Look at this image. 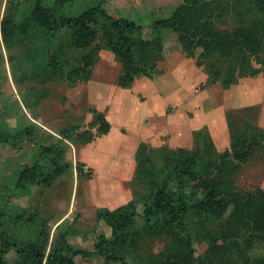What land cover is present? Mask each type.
<instances>
[{
  "label": "trees",
  "instance_id": "16d2710c",
  "mask_svg": "<svg viewBox=\"0 0 264 264\" xmlns=\"http://www.w3.org/2000/svg\"><path fill=\"white\" fill-rule=\"evenodd\" d=\"M11 1L15 9L0 27L8 49L25 46V79L88 81L105 46L121 63L118 85L130 87L138 77L154 78L159 72L166 31L206 70L209 83L229 88L260 73L257 64H264V0H246L245 16L229 30L214 21L220 3L181 0L170 15L152 23L150 37L140 21L111 13L107 7L111 0ZM91 112L88 128H65L51 136L53 142L39 146L33 162L18 169L14 192L30 194L34 186L51 185L69 167L62 162L69 143L86 144L109 133L106 114ZM37 129L42 127L30 122L2 133L0 139L15 144L33 137ZM229 132L223 149L207 127L195 132L193 148L164 147L155 157L147 144H141L136 179L146 191L133 189L128 203L97 210V219L109 233H94L93 252L75 247L63 236L47 252L50 234L45 224L39 225L33 241L25 243L8 220L15 225L30 222V215L24 210L16 217L0 206V264H77L76 256L90 254L122 264H264V187L237 184L244 166L264 153V127L247 121L230 124ZM157 236L167 237L166 247L142 254L145 241ZM12 250L18 258L11 262Z\"/></svg>",
  "mask_w": 264,
  "mask_h": 264
},
{
  "label": "rangeland",
  "instance_id": "374dc122",
  "mask_svg": "<svg viewBox=\"0 0 264 264\" xmlns=\"http://www.w3.org/2000/svg\"><path fill=\"white\" fill-rule=\"evenodd\" d=\"M202 1L220 3L214 21L221 29L229 30L236 27L240 19L245 16L244 2L246 0ZM180 3L181 0H111L107 7L118 17L126 16L140 21L145 25V36L150 37L152 23L156 19L170 15ZM15 6L14 1L0 0V24L3 23L5 15L12 12ZM164 35L165 61L169 63L177 60L185 61L187 56L179 48L173 35L168 31L164 32ZM24 50L23 45L8 49L2 27H0V135L30 122L42 127L35 131L33 137L17 139L15 144L0 139V206H4L8 214L16 217L24 210L27 215H30V222L22 220L15 225L14 221L8 220L9 227L14 229L25 243L33 241L39 225L45 224L50 234L47 252L53 250L57 240L62 236L75 247L93 252L94 233H109V228L97 219V210L105 203L118 204L121 201V199L106 198L108 190L115 193L118 189L130 185L132 191L133 189L139 192L146 191V188L141 186L136 179L137 164L135 161L124 167L120 181L105 180L108 168L94 159L96 154L106 150L108 146L106 138L100 135L92 143L82 145L69 143L62 159L64 165L68 164L69 167L56 175L51 185L34 186L30 194H23L22 190L18 189L14 192L13 189L18 169L24 163L33 162L41 144L53 142L54 139L51 136H58L59 132L65 128L73 126L88 128L94 115L90 108L92 107L91 102L96 103L97 100L100 101L102 98L120 93L117 78L121 71V63L104 46L97 56L91 80H80L74 84L60 80L43 83L41 79L24 78L28 74V64L22 62ZM188 61L192 63L191 61L195 62V59L190 58ZM162 67L169 69V64L164 62ZM257 67L261 71L253 76L255 77L253 81L259 84L247 85L246 79L243 78L235 85L233 91L250 90L251 92L255 90L256 92L252 91L256 93L254 100L260 99L252 105L228 109L229 125L240 126L250 121L264 127V64L258 63ZM201 69L203 73H206L203 67ZM195 93L200 98L201 111L213 110V115H215L217 114L216 107L224 100L231 102L234 92H230V88L223 89L221 84L206 83L205 85L201 82L197 85ZM138 98L144 99L140 96ZM189 114L193 115V110H190ZM229 133L227 130L213 135L219 149L228 145ZM148 146L154 151L152 156L155 157L163 153L160 151L162 148L169 147L168 143L164 142ZM86 158L92 159L93 162H84ZM79 167L81 171L78 170ZM263 181L264 154L260 153L254 156L247 166H244L237 178V184L248 186ZM142 210L143 205L139 204V211ZM167 243L168 239L165 236L148 238L143 244L141 253H158L166 247ZM17 258L18 254L15 250L8 254L11 262ZM75 259L77 264H122L108 261L105 256L98 254H90L86 257L78 255Z\"/></svg>",
  "mask_w": 264,
  "mask_h": 264
},
{
  "label": "crops",
  "instance_id": "0c3cea01",
  "mask_svg": "<svg viewBox=\"0 0 264 264\" xmlns=\"http://www.w3.org/2000/svg\"><path fill=\"white\" fill-rule=\"evenodd\" d=\"M188 59L190 58L170 63L164 59L159 63V72L154 78L140 76L127 88L120 87L117 78L120 93L97 100L96 103L91 102L90 108L104 112L111 124L109 133L101 135L106 138L108 146L106 150L96 154L94 159L108 168L105 180L120 181L124 167L133 161L136 162V153L141 144L154 145L164 142L171 148H193L196 131L207 127L212 135L226 132L229 130L228 109L252 105L260 99L254 100L256 93L252 91L256 92L255 90L233 91L237 85L234 84L229 87L230 92H234L231 102L224 100L216 107L217 114L213 115V110L201 111L200 98L195 92L199 83L204 82L205 85L209 83L208 74L201 71L202 67L197 64L196 59L195 62L191 61L192 63ZM164 62L169 64V69L162 67ZM254 78L244 79L247 85L259 84L253 81ZM229 88L223 87V89ZM139 96L144 99L141 100ZM190 110H193V115L189 114ZM84 162L91 163L93 160L86 158ZM254 185L264 187V181ZM108 192L106 198L111 197L121 201L118 204L105 203L99 208L116 209L133 198L130 185L118 189L115 193H112V190Z\"/></svg>",
  "mask_w": 264,
  "mask_h": 264
}]
</instances>
